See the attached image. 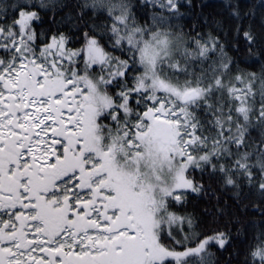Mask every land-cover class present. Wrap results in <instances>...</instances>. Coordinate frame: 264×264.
I'll list each match as a JSON object with an SVG mask.
<instances>
[{
    "label": "snow or ice",
    "instance_id": "6c2138e0",
    "mask_svg": "<svg viewBox=\"0 0 264 264\" xmlns=\"http://www.w3.org/2000/svg\"><path fill=\"white\" fill-rule=\"evenodd\" d=\"M182 7L0 0V264H264V0Z\"/></svg>",
    "mask_w": 264,
    "mask_h": 264
},
{
    "label": "trees",
    "instance_id": "16d2710c",
    "mask_svg": "<svg viewBox=\"0 0 264 264\" xmlns=\"http://www.w3.org/2000/svg\"><path fill=\"white\" fill-rule=\"evenodd\" d=\"M181 2L185 5V7L181 8V12L184 13V15L178 22L182 25L185 31H189L194 24L198 25L196 31H200L201 27L206 29L208 27L206 21L210 22L215 17L216 13L220 11L223 0H191V7L187 6L188 0H181ZM205 182H208L207 177H205ZM215 195L219 196L220 203L225 205L227 211L230 212L233 210L232 206L234 205L235 200L230 191L217 190ZM209 197H212L211 202L214 203L215 196L213 193L210 192ZM206 199L208 198L201 196L199 198L198 207H203ZM259 215L260 213L257 209L251 207L245 209L243 217L249 221V224L245 225V227H249L250 222L253 219H258ZM233 232H235V229H233ZM229 251H231V246H229L226 251L217 253L219 264H225ZM232 264H236V261L233 260Z\"/></svg>",
    "mask_w": 264,
    "mask_h": 264
}]
</instances>
